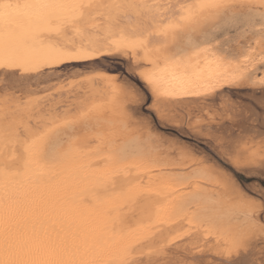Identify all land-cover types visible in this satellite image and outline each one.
<instances>
[{"label": "snow or ice", "instance_id": "obj_1", "mask_svg": "<svg viewBox=\"0 0 264 264\" xmlns=\"http://www.w3.org/2000/svg\"><path fill=\"white\" fill-rule=\"evenodd\" d=\"M100 28L113 33L105 43L109 53L127 57L126 67L118 63L103 79L113 106L125 113L127 125L140 136L147 133L150 138L160 127L157 120L166 124L163 113L156 115L160 111L156 97L175 95L170 90L172 85L178 86L179 94L199 95V89L208 91L215 86L210 83L215 78L239 81L264 72V0L175 4L171 0H0V69L14 70L0 79V264H103L89 259V252H82L78 245L44 244L21 231L22 194L39 177L57 175L56 166L65 153L59 141L49 142L51 128L31 134L15 119L19 108L27 107V102L16 101V72L33 71L65 56L99 54L100 49L86 48L83 41L93 35L94 29L98 34ZM237 30V34L251 33L255 37L247 46L240 45L245 52L232 47L230 37L225 36ZM259 83L257 99L264 115V77ZM86 115L80 113V117ZM80 117L65 119L63 124L74 127ZM83 142L90 152L93 144L97 152L105 151L110 144L101 136L85 137ZM97 171L85 191L97 202L99 213L113 225L129 213L135 215L140 210L138 194L115 192L121 171ZM228 173L229 182L241 188L242 177L256 180L258 176L260 194L247 189L245 195L251 217H258L264 226V157L258 170L236 164ZM186 188L192 191L191 184ZM109 189L113 194H108ZM136 250V245H128L107 264H201L172 241L150 248L147 260L143 252L140 258H132ZM216 264L247 262L238 255Z\"/></svg>", "mask_w": 264, "mask_h": 264}, {"label": "rangeland", "instance_id": "obj_2", "mask_svg": "<svg viewBox=\"0 0 264 264\" xmlns=\"http://www.w3.org/2000/svg\"><path fill=\"white\" fill-rule=\"evenodd\" d=\"M237 32L238 30L226 32L225 36L230 37V42H233L232 47L245 52L240 45L247 46L249 42H254L255 37L251 33L245 36ZM234 41H239V44ZM126 62L127 57L110 53L100 56L89 55L86 58L65 56L59 62L45 63L33 71L16 72V77H19L16 82L18 88L15 93L16 101L27 102V107H20L15 119L26 127L27 123L36 117L35 114L38 116V112L40 113L43 107L49 109V104L53 101L52 104H55V101L57 103L59 96L61 98L66 92L70 94L71 90H77V87L83 92L88 91L91 87L88 83L95 79L93 76L101 79L118 63L121 67H126ZM12 71L14 70L0 69V79ZM260 77H264V72L253 73L251 79L234 81L224 88L196 98L173 100L156 97L160 110L156 115L163 113L166 116V124L157 120L160 127L151 133L150 138L147 133L140 136L133 127L127 125V116L118 106H113L111 93L109 94L110 91L107 90L106 97L103 96L101 100L99 97L98 103L94 100L89 105L90 107L92 104H97L96 107L92 105L95 107L93 111L88 112V107L87 116H78L81 119L80 123H76L74 127L63 125V121L57 123L56 125L60 124L59 127H56L55 131L56 125L52 126L51 129L54 131L49 132L47 138L49 142L59 141L61 150L65 154L67 150L76 149L77 154L84 157L81 153L83 148L82 152L88 151L85 153L88 159L90 155L91 158L98 159L100 153L102 156L109 157L107 154L110 155L111 152L112 158H109L111 160L114 156L121 157L123 153L128 163L136 152H140L150 171L153 170V175L159 173L167 180L173 179L178 187L185 183L192 185V191H187L194 199V203L191 208H188V215L194 217L188 218L199 225L204 224L205 230L204 225L201 228L204 234L208 227V231L212 228L211 231L214 233L212 237L220 239L216 248H219V244L222 243L218 250H222L225 259L228 257L235 259L239 255L247 264H262L264 262V226L258 217L255 219L251 217L245 195L247 189L252 190V193L257 196L260 194L259 178L257 176L256 180H250L242 177L243 188L239 185L233 186L227 179L228 170L236 164L258 170L259 162L264 157V115H261V106L257 99L261 92L258 81ZM83 82H85L84 86H79ZM105 86L108 88L107 85ZM60 92L62 95H59ZM149 95H152L150 90ZM253 104L255 107L252 106ZM42 105L45 106L41 107ZM14 107H16L15 103ZM40 107L41 110H39ZM100 135L107 137L110 144L100 153L94 151L96 144H93L91 153L87 150L88 147L82 138L85 136L95 138ZM70 139L72 140L69 141ZM77 145H81L82 148L81 146L78 148ZM93 152L96 156H93ZM102 156L101 159L105 158ZM253 175L257 174L253 173ZM153 179L157 184L158 178L153 177ZM153 179L150 183H154ZM146 180L148 181L149 178ZM158 180L160 181L161 177ZM150 183L147 182L149 185ZM193 193L196 194L195 198ZM246 213L249 214L246 215ZM194 231L195 229L192 228L190 232ZM163 237L165 239V236ZM189 243L187 248L197 251V255H189L190 258L194 257L201 264L215 263L209 252L203 251H208L210 245ZM201 244L206 247H202ZM138 258L140 255L137 256ZM147 258L148 256L144 257L145 260Z\"/></svg>", "mask_w": 264, "mask_h": 264}, {"label": "bare ground", "instance_id": "obj_3", "mask_svg": "<svg viewBox=\"0 0 264 264\" xmlns=\"http://www.w3.org/2000/svg\"><path fill=\"white\" fill-rule=\"evenodd\" d=\"M171 2L174 4L192 3L193 0H171ZM92 31L93 35L83 41L84 46L89 49H100L99 54L91 55L100 56L109 53L105 48V43L113 33L104 28H100L98 34L95 29ZM113 32L118 35L117 30H113ZM69 47L71 46L69 45ZM144 54V52H140L141 56ZM93 77L95 79L93 78L94 80L88 83L91 86L88 91L83 92L81 91L82 89H78L77 87V90H71L70 94L66 92L67 94L64 93V96L61 98L60 96L59 99L56 98V100L58 99L57 103L55 101V104H52L54 101L52 102L51 100L52 105L49 104V109L43 107L48 105V102L45 103V105L41 106L43 109L40 107L39 110H42L40 113L38 112V116L35 114L36 117L32 118L26 127L21 125L22 130L27 128L30 129L31 134H38L40 131L51 128L65 119L74 120L84 110L86 112L94 100L98 103L99 97H101V100L103 96L106 97L108 94V88L105 86L107 84H104V79L96 78L97 76ZM233 82L224 76L215 78L210 81L215 86L208 91L199 89V95L179 94L178 86L172 85L170 90L176 92V94L165 96V98L173 100L196 98L210 94L219 88H224V86ZM84 83H80L79 86H84ZM59 95H62V93ZM92 105L89 108L92 107L94 109L97 104L94 105L95 107ZM89 117L91 118V116ZM57 128H54L55 131ZM82 149L81 153L84 157H80L76 149L67 150L64 158L56 166L57 175L50 176L45 174L43 177H39L36 183L29 184L26 192L22 194L24 198L20 205L22 209L21 231H27L29 235L35 236L38 241L44 244L67 245L69 247L78 245L82 252L84 250L89 252V259H95L103 262V264L116 259L121 250L128 245L137 246V250L132 256V258H137L141 252L145 254L144 257H147L150 248L158 247L161 244H168L169 241L177 243L181 250L187 249L188 255H197L195 249L187 248L190 245L189 242H192L193 245L205 243L208 246L210 245V248L208 251H203L209 252L208 254L211 255L212 260L215 262L214 264L221 259H225L222 250H218L222 243L219 244V248H216L220 239L217 240L216 237H212L214 233L211 231V226L210 231H208V227L205 231L206 234H204V231L201 229L204 224L199 225L198 223H194L191 221L194 216L188 215L189 205L192 206L194 203V199L189 196L188 189L186 188L188 184H181L180 182L181 185L178 187L177 184H174L175 181L173 182V179L167 180L164 176L156 173V171V174L153 175V170L150 171L140 152H136L135 156L131 157L127 163V159L123 153L119 158L112 155L114 156L113 159L116 158L114 160L105 159L106 157L102 156L100 152V156L97 154L98 159L91 158L89 153L90 156L87 155L91 159H88L85 154L88 151L82 152ZM81 153L79 152L80 155ZM107 155L109 156V154ZM93 156H96L95 153ZM101 156L105 158L101 159ZM97 169L121 171V178L115 192L130 191L133 195L138 194L139 204L137 207L140 210L135 215L129 213L113 225L110 219L99 213L97 202L85 191L90 186L89 181L98 175ZM153 177L156 179L161 177L162 182L157 179L156 184ZM146 178H149V180L147 181ZM151 179L154 180V183H152L155 186L150 183ZM145 181L149 182L153 187L147 184V182L145 183ZM146 184L148 187H146ZM108 194H113L111 189H109ZM189 216L192 219L188 218ZM205 227L204 225V230ZM192 228L193 230L195 229L194 232H190ZM180 229L181 231H179ZM176 232H178L177 235H175ZM213 232L215 231L213 230ZM163 236H165V239ZM203 244H201L202 247L204 246ZM193 251L194 253H192ZM202 261L205 263L204 260Z\"/></svg>", "mask_w": 264, "mask_h": 264}]
</instances>
